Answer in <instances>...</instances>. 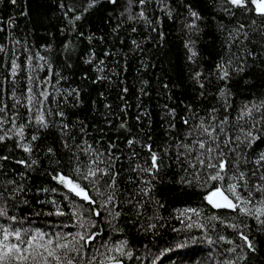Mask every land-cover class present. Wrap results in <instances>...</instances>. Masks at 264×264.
<instances>
[{"label":"trees","instance_id":"obj_1","mask_svg":"<svg viewBox=\"0 0 264 264\" xmlns=\"http://www.w3.org/2000/svg\"><path fill=\"white\" fill-rule=\"evenodd\" d=\"M263 1L0 0V264H264Z\"/></svg>","mask_w":264,"mask_h":264},{"label":"snow or ice","instance_id":"obj_2","mask_svg":"<svg viewBox=\"0 0 264 264\" xmlns=\"http://www.w3.org/2000/svg\"><path fill=\"white\" fill-rule=\"evenodd\" d=\"M232 2H233L234 4H241V3H243V0H232ZM253 2L255 3L256 0H253ZM257 9H258L259 11H261V12H264V3H258V4H257ZM193 15H195V13H193ZM200 146L203 147V144H201ZM153 161H155V156H153ZM209 166H210V167H213L212 165H209ZM221 167H223V165H221ZM217 178H218V176H213V177H211V179H213V180H215V179H217ZM60 179H61L62 181L64 180L63 177H61ZM68 184H69V186H70L74 191H76V194H77V195H81V196L83 197V199H85V200H88V199H89L88 196H87V194L84 193L82 189L77 190V189H78V186L73 185V184L71 183V181H68ZM230 190H233V189H230ZM218 192H219V190H217V193H218ZM217 193H213V195H217ZM221 195H222V193H221ZM224 199H225V201H226V204H225L224 206H227V207H234V205H232L230 201H227V197H224ZM221 206H222V205L219 204V203L216 204V207H221ZM15 235L17 236V238H19V233H15ZM5 239H7V236H5ZM49 244H51V241H49ZM58 247H66V245H58ZM17 251H19V249H17ZM48 255H49V256H52V255H54V252H53V251H49ZM21 258H23V257H21ZM2 260H3V256H0V261H2Z\"/></svg>","mask_w":264,"mask_h":264},{"label":"water","instance_id":"obj_3","mask_svg":"<svg viewBox=\"0 0 264 264\" xmlns=\"http://www.w3.org/2000/svg\"><path fill=\"white\" fill-rule=\"evenodd\" d=\"M217 190H219L218 193H217ZM213 193H217V195H213ZM213 193L210 197V205L214 210H224V209L225 210H235L236 209V204L234 200L223 189L218 188ZM224 197H227V201H230L231 204L234 205V207L224 206L226 204ZM217 203L221 204L222 206L216 207ZM98 264H125V263L122 260H116V261H110V262L98 263Z\"/></svg>","mask_w":264,"mask_h":264},{"label":"rangeland","instance_id":"obj_4","mask_svg":"<svg viewBox=\"0 0 264 264\" xmlns=\"http://www.w3.org/2000/svg\"><path fill=\"white\" fill-rule=\"evenodd\" d=\"M263 3H264V1H263ZM67 184H68V181H67ZM69 185V184H68ZM77 190H79V188L77 189ZM76 192V191H75ZM84 192V191H83ZM84 193H86V192H84Z\"/></svg>","mask_w":264,"mask_h":264}]
</instances>
